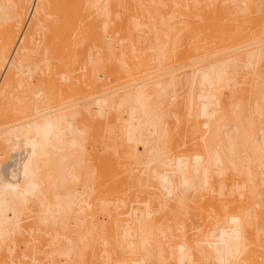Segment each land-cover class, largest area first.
Segmentation results:
<instances>
[{"label": "bare ground", "instance_id": "bare-ground-1", "mask_svg": "<svg viewBox=\"0 0 264 264\" xmlns=\"http://www.w3.org/2000/svg\"><path fill=\"white\" fill-rule=\"evenodd\" d=\"M0 264H264V0H0Z\"/></svg>", "mask_w": 264, "mask_h": 264}, {"label": "rangeland", "instance_id": "rangeland-1", "mask_svg": "<svg viewBox=\"0 0 264 264\" xmlns=\"http://www.w3.org/2000/svg\"><path fill=\"white\" fill-rule=\"evenodd\" d=\"M32 22V21H31ZM90 21H89V18L88 19H86V21L85 22H83L81 25H78V26H82V25H87L88 23H89ZM31 24V23H30ZM65 37V40H66V42H67V44H68V46H73L74 45V43H75V37L73 36V34L71 33H69L68 35H65L64 36ZM52 40V44L53 45H55L56 43H57V37L56 36H53L52 38H51ZM71 48V47H70ZM23 149H21V148H18L17 150H16V152L14 153V154H12V156H10L8 159H11L10 160V162L12 161V163L16 160V159H18V157L20 156V157H22L23 156ZM13 155H15L14 156V158H13ZM15 159V160H14ZM14 160V161H13ZM10 162H7V163H5L4 165L5 166H7V165H9V163ZM11 163V164H12ZM10 164V165H11ZM10 169H12V167H10Z\"/></svg>", "mask_w": 264, "mask_h": 264}]
</instances>
